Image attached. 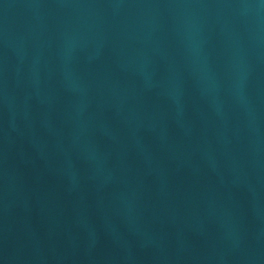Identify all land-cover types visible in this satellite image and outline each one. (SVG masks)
<instances>
[{
    "label": "water",
    "instance_id": "95a60500",
    "mask_svg": "<svg viewBox=\"0 0 264 264\" xmlns=\"http://www.w3.org/2000/svg\"><path fill=\"white\" fill-rule=\"evenodd\" d=\"M264 256V0H84Z\"/></svg>",
    "mask_w": 264,
    "mask_h": 264
}]
</instances>
